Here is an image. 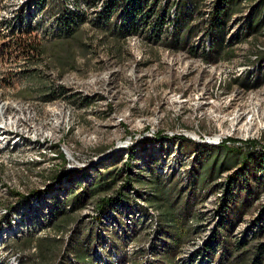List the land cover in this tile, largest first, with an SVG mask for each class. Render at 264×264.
<instances>
[{"label":"rangeland","instance_id":"374dc122","mask_svg":"<svg viewBox=\"0 0 264 264\" xmlns=\"http://www.w3.org/2000/svg\"><path fill=\"white\" fill-rule=\"evenodd\" d=\"M105 1H47L45 19L35 23L32 41L27 35L9 31L5 22L12 21L10 14L15 7L19 5L21 11L29 4L30 10L32 2L38 0L0 2V226L12 220L13 215L20 219L17 211L24 209L36 219L44 217L46 222L45 230L33 237L31 245L23 244L26 237L7 238L12 256L21 257L19 264H62L72 260L69 245L79 237L83 241L87 233L95 234L97 228L98 244L91 252L95 264H105L106 253L112 264L155 263L150 246L157 213L141 199H136L137 204L152 215V221L134 211L129 215L132 219H123L125 231L112 219L103 218L100 223L95 201L53 221L47 218L54 205L61 204L79 181L92 184L101 170L116 173L125 169L129 162L125 153L130 147L145 148L143 159L140 154L133 155L130 162L143 161L149 169L154 167L164 182L180 184L189 183L186 178L192 164L194 175L200 167L208 152L203 145H218L212 143L215 137L220 136L230 150H252L254 142L256 150L264 149V83L249 90L241 86L247 72L251 79L264 73V20L257 30L248 26V20L258 13L259 0H240V12L230 20L224 43L233 48L234 55L230 60L210 63L201 58V53L210 45L211 31L198 20H202L201 15L208 19L205 14L216 0L201 2L200 16L193 18L194 34H188L186 41L178 44L172 35L166 36L158 28L123 30V19L118 20L119 28L111 32L91 25L103 11ZM74 4L85 13L86 24L73 38H56L59 27L55 17ZM31 46L44 52L42 56L37 53L36 64L29 67L22 48ZM157 134L162 140L156 139ZM174 137H184L192 144L179 141L177 152ZM196 150L201 157L190 156ZM225 153L221 149L219 156ZM140 173L141 165L130 173H121L116 187L123 185L126 174L136 178ZM233 173L228 171L212 185L223 183ZM68 174L75 180L66 181ZM262 181L249 185L256 187L249 196L253 201L238 219L231 240L241 239L245 232L264 229V221H255L264 205V178ZM237 182H242L241 178ZM207 189L194 206L199 220L193 223L196 230L181 249L178 264H225L220 248L214 246L220 239L215 231L221 222L215 193L218 188ZM39 192L44 195L40 203L34 198ZM105 229H114L119 236L124 232L131 235L120 249L108 245L109 233ZM251 237L248 233V239ZM39 242L53 246L55 254L39 250ZM250 246L251 241L245 249ZM6 249L3 256L8 254Z\"/></svg>","mask_w":264,"mask_h":264},{"label":"trees","instance_id":"16d2710c","mask_svg":"<svg viewBox=\"0 0 264 264\" xmlns=\"http://www.w3.org/2000/svg\"><path fill=\"white\" fill-rule=\"evenodd\" d=\"M45 1L38 0L33 6L34 10L42 9ZM201 2H204V0H106L103 11L97 14L95 21L91 25L98 26L104 31L107 29L111 32L119 28L118 20L123 19L126 22V25L124 23L122 27L123 30L128 28L131 32H136L141 28H151L152 30L158 28V31L165 32L166 36L172 35L174 42L178 44L181 41H186L188 34H194L196 24L193 23V18L200 16ZM257 9L258 13L248 20V26L253 30H257L264 20V0L258 1ZM65 11L64 14L61 11L60 15L55 17V24L59 27L56 38H73L82 26L86 24L87 18L83 11L68 13H65ZM238 12H240V0H216L209 13L205 14L208 15V19L204 20L203 15L200 16L202 20H198V23L207 24L208 30L211 31V37L208 39L210 45L201 53V58L204 61L209 63L218 62L221 59L230 60L233 57V48L225 46L224 43L229 22ZM164 25H167L165 30H163ZM32 34V30L26 29L22 32L21 36L27 35L28 40H30ZM19 46L17 44V47ZM22 50H24L23 52L26 54L24 56L29 61L27 62L29 67L36 64V60H34L36 54L39 53L42 56L44 52L42 48L35 46H31L29 49L22 48ZM29 70L27 68L25 71L28 72ZM245 76L246 78L241 84L245 89L257 88L264 83V73L258 74L253 79L250 78L248 72ZM235 80L237 81V79ZM158 136L160 135L157 134L156 139L162 140V137ZM173 140L177 141V152L180 151L179 141L192 144L190 140L184 137H174ZM145 141L150 140L145 139ZM255 144V142L251 143L252 150L247 151H242L239 148L230 150L225 141L215 146L209 144L203 145L208 152L201 161L200 151L196 150V154L190 155L193 158H197V154H199L200 167H198L194 175L195 166L192 164L186 178L187 181L189 180V183L186 182L185 184H180L177 181L164 182L162 177L155 173L154 167L149 169L148 166L144 165L143 161L141 163L137 161L134 163L133 161L130 162V158H134L133 155L140 154L143 159L142 155L145 149L142 146L139 149L130 147L125 153L127 157L126 161H129L125 165V169L122 168L116 171V173H112L111 171L102 173L101 170L94 178L92 184L79 181L76 187L67 192L68 196L61 204L56 203L54 205V210H50L47 218L51 217V221H53L57 217L80 210L89 202L95 201L98 221L102 223L101 220L103 218L106 219L111 215L113 222L125 231L126 226L124 225L126 222L123 219L127 217L130 220L131 217L129 215L135 213L134 211L148 217L146 210L141 205H138L139 203L136 201V199H141L157 213L156 221L154 222L155 229L153 228L154 232L151 234L150 246L154 262L156 264H178L177 259L180 256L181 249L196 230L193 223L199 220V214L195 213L193 209L197 202H199L200 193L204 191L205 187H209L211 191L218 188L215 193L219 197L217 199V205L219 206L217 212L220 214L221 222L215 231L216 233L218 232L220 239L218 246H214L220 248L221 257L224 258L222 262H225V264H264L263 227L259 231L245 232L241 239L231 240L233 237L232 231L238 219L244 215L248 205L253 201V198L249 196L253 194V189L256 191V187L251 188L252 185H249L256 180L259 183L263 182L264 149L256 150ZM201 148L203 147L201 146ZM215 149L217 152L213 153ZM221 149H225L226 151L222 157L219 156ZM194 162L196 163V160ZM155 163L157 162L155 161ZM140 165L142 173L138 177L131 178L126 176V174V178L122 180L123 185L121 184L118 188L116 187L121 173H130L134 167H139ZM230 170H234L233 175H227L221 184L212 185ZM71 176L70 174L66 175V181L75 180L74 176ZM239 178L242 180L240 183L237 182ZM135 187H139L140 189L145 187L149 190L139 191ZM110 192H113V194L109 195ZM41 193H33L35 195L34 198H37L35 201L39 203L44 200V195ZM255 221H264V205L261 207ZM140 225L141 223L137 224V226ZM98 229H96L95 234L87 233L82 243H80L81 237L73 240L74 244L69 245V255H72L73 259L66 260L62 264H95V257L91 252L94 250L99 238ZM105 230L109 233L107 243L120 249L125 245L124 241L128 242L131 235V233L124 232L122 236H119L115 233L116 230L114 229L112 231L109 229ZM136 232L135 230L134 233ZM81 233L79 234L81 235ZM248 233L252 236L250 239H248ZM221 234L223 235L222 239ZM33 237L29 236L23 239V244L30 243L29 245H31ZM249 241H251L252 246H250V249H245ZM213 242L210 241V243L214 244ZM209 246L211 245H208L207 249ZM214 246L210 249L213 250ZM38 248L39 250L41 248L42 250H47L52 254L56 252L53 246L49 244L46 245L39 242ZM106 255H108L107 258L110 261V255L108 253Z\"/></svg>","mask_w":264,"mask_h":264},{"label":"bare ground","instance_id":"6f19581e","mask_svg":"<svg viewBox=\"0 0 264 264\" xmlns=\"http://www.w3.org/2000/svg\"><path fill=\"white\" fill-rule=\"evenodd\" d=\"M2 1L3 0H0V2H2ZM47 1H49V0H46L43 8L40 10H37V11H35L33 8L35 2H32L30 10H28L29 4L26 5V7L24 6L25 9L22 8L21 11H19V9H20L19 5L17 7H15L12 10V11H14V13L10 14L11 15L10 18H12V21L8 20L7 22H5L6 26L7 25L9 26V31H11V29H12L13 32H17V34L18 33L22 34V32H24L26 29H30L33 32L35 23H41L42 22L41 20L45 19V9L48 6ZM66 8H67V10L65 11V13L79 11L76 4L67 5ZM1 9L2 8L0 7V15H1ZM32 10H33V12H31ZM19 13H21V14H19ZM20 17H21V20H20ZM0 20H1V18H0ZM15 22H18V23L16 24ZM2 25H3L2 21H0V27ZM13 25H15V27H13ZM0 124H1V121H0ZM213 140L214 141H212V143H216V144L223 142L222 140H219V139L216 142H215V139H213ZM207 142H211V141H207ZM17 214L19 217H21L20 219L16 215H13L12 220L7 222L6 225L0 226V264H19L21 261V257L19 258V256L17 254H14V256H12L13 255L11 253L12 249L7 248L8 244H9V241L7 239L8 237L9 238L13 237V240H17L18 237H22V238L24 237L25 238V237H29V236H35L37 233L45 230L46 222L44 221V217L36 219L34 216H31L29 213H27V211L25 209L20 211L19 213L17 211ZM109 216L110 217H108L106 219L104 218V221L108 220V219H112L111 215H109ZM148 217L152 221V215L148 214ZM153 221L154 222L156 221V217ZM154 227H155V224L153 223L152 228H154ZM108 245L111 246V244H109V243H108ZM4 249L8 250L7 253L9 254V256L7 254L6 255V256H8L7 258H6V256H3L6 253V252L5 253L3 252ZM105 261H106L105 264H112L111 261H108V258H106Z\"/></svg>","mask_w":264,"mask_h":264},{"label":"built area","instance_id":"2783aa9c","mask_svg":"<svg viewBox=\"0 0 264 264\" xmlns=\"http://www.w3.org/2000/svg\"><path fill=\"white\" fill-rule=\"evenodd\" d=\"M21 38H24V37H21ZM21 38H16V39L20 41ZM33 39H35V37H34V36H31V41H32ZM22 46H24V40H23V44H22ZM214 139H220V136H219V137H215ZM220 140H221V139H220Z\"/></svg>","mask_w":264,"mask_h":264},{"label":"crops","instance_id":"0c3cea01","mask_svg":"<svg viewBox=\"0 0 264 264\" xmlns=\"http://www.w3.org/2000/svg\"><path fill=\"white\" fill-rule=\"evenodd\" d=\"M80 243H82V239H80Z\"/></svg>","mask_w":264,"mask_h":264}]
</instances>
